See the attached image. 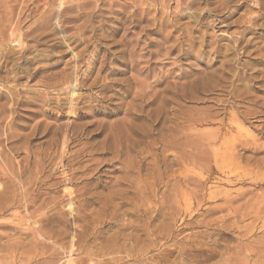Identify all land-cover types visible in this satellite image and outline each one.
<instances>
[{
  "label": "rangeland",
  "instance_id": "1",
  "mask_svg": "<svg viewBox=\"0 0 264 264\" xmlns=\"http://www.w3.org/2000/svg\"><path fill=\"white\" fill-rule=\"evenodd\" d=\"M103 1L109 0H0V58L27 47L31 64L16 66L15 73L44 70L34 79L9 83L0 71V207L9 198H19L18 205L7 206L0 215V246L21 243L19 253L0 249V264L45 261V249L32 241L35 226L28 212L34 209L38 217H61L64 212L68 237L61 242L63 249L54 245L57 264L69 259L67 243L83 229L102 258L96 255L88 264H264V0H195L190 8L178 5L186 0L147 2L152 3L151 13L145 18L154 24L147 34L145 22L138 28L129 23L145 7L137 3L139 8L123 10L119 24L108 22L119 27L118 33L101 29L95 33L97 40L90 32L77 35L68 17L109 10ZM111 1L124 6L131 2ZM55 18L64 20L61 34ZM45 20L50 24L44 39L35 45L29 37L18 47V36ZM70 35L88 42L74 38L73 52L68 51L60 38ZM75 75L77 88L72 90L67 82ZM9 90L48 113L31 117L30 105H13ZM40 123L48 124L49 132L28 137ZM12 134L20 137L10 139ZM220 157V164L225 159L221 167ZM24 196L37 198L32 209H27ZM223 199L232 203L223 205ZM68 208L84 221L71 222ZM10 225L21 226L23 234L13 235L5 229ZM34 232V238L49 243ZM82 257L74 252L70 260L78 264Z\"/></svg>",
  "mask_w": 264,
  "mask_h": 264
},
{
  "label": "bare ground",
  "instance_id": "2",
  "mask_svg": "<svg viewBox=\"0 0 264 264\" xmlns=\"http://www.w3.org/2000/svg\"><path fill=\"white\" fill-rule=\"evenodd\" d=\"M82 1V0H81ZM102 1V0H101ZM123 1H125V0H123ZM131 2L129 3H126L125 4V6H124V4L123 5H118V4H116V3H114L113 1H111V0H109L108 2H106V3H104V1H103V3H102V5H109L108 7H109V10H106V11H103V10H101V8H98L97 9V12H94L93 14H84V13H82L83 14V16L81 17V15H79V17H77V15L76 16H71V17H68V24H72V27L71 28H74L76 31V33H77V35L78 34H80V35H84V34H86V33H88V32H90V33H92V35H93V37H92V39L94 40V39H96L97 40V32L100 30L101 31V29H105V31H109L110 30V32H109V34L110 35H112V33L113 32H119V27H117V28H113V27H111V26H109L108 25V22H112V23H117V24H119V18L121 17H123L124 16V14H125V12L123 11L126 7H128L129 5L131 6V7H137V3H139V5L140 6H145L140 12L141 13H138V14H136V15H132V20H131V18H130V25H131V27L132 28H138V26L142 23V22H145L146 23V27H145V34H147V33H149V32H153V26H154V24H153V22L150 20V19H146L145 18V16L146 15H150V13H151V8H150V4H152V3H147V2H151V1H155V0H130ZM179 1V0H178ZM127 2V1H126ZM136 2V3H135ZM166 2H168V0L166 1ZM183 3H178V5L180 4V6L182 7V4H184V5H186V6H188L189 8H190V6H193V5H195V0H186V1H182ZM157 3H159L160 5H163V4H165V0H158V2ZM208 3V2H207ZM149 4V5H148ZM90 5V4H89ZM154 5V4H153ZM95 6V5H94ZM155 6V5H154ZM176 6H177V4H176ZM107 7V8H108ZM163 7V6H162ZM194 7V6H193ZM42 8V7H41ZM77 8H79L80 10H84L85 8H84V6H78ZM105 8V7H104ZM137 8H139V7H137ZM158 8V7H157ZM176 8H179L178 6L176 7ZM183 8V7H182ZM64 9V8H63ZM129 9V8H128ZM135 9V8H134ZM155 9V8H154ZM189 10V9H188ZM19 11V10H18ZM71 11V10H70ZM209 11V10H208ZM50 12V11H49ZM60 12V11H59ZM62 12V11H61ZM60 12V13H61ZM92 12V11H91ZM177 12V11H176ZM179 12V11H178ZM205 12V11H204ZM95 13H98L97 15H95V17H98V19L99 20H96V21H93V19L95 18L93 15L95 14ZM157 13V12H156ZM163 13V12H162ZM175 13V12H174ZM68 14V13H67ZM72 14V13H71ZM134 14V13H133ZM141 14H144L143 16L141 15ZM155 14V13H154ZM164 14V13H163ZM162 14V15H163ZM65 15V14H64ZM180 15V14H179ZM186 15V14H185ZM182 16V15H181ZM147 18H148V16H146ZM163 16H161V18H162ZM156 18V17H155ZM64 19V18H63ZM67 19V18H66ZM65 19V20H66ZM82 19V20H81ZM97 19V18H96ZM176 19V18H175ZM178 19V18H177ZM222 19V18H221ZM55 20H56V18H55ZM79 20H81V22L79 21ZM40 21V20H39ZM164 21V20H163ZM177 21V20H176ZM35 22V21H34ZM78 22H80V23H78ZM92 22H94L93 23V25L91 26V24H92ZM61 23V24H60ZM64 23V20L63 21H55V27H56V29H58V31H59V34H61L62 32H61V30L64 32V30L66 29L65 27H62V26H65V25H62ZM78 23V24H77ZM95 23H98V27H95ZM155 23H156V21H155ZM160 23V22H159ZM167 23V22H166ZM171 23V22H170ZM50 24V23H49ZM49 24H48V22L45 20L42 24L40 23V25H38V26H36V27H34V28H30L29 30H24V32L23 33H21L19 36H18V44H19V46L18 47H20V45L22 44V41L21 40H23V41H29L30 39H29V37L30 38H32L30 41H32V42H34L35 43V45L36 44H38V42L43 38L44 39V37H45V34H44V32L45 31H47L48 29H49ZM95 24V25H94ZM122 24V23H121ZM161 24H162V22H161ZM13 25V24H12ZM112 25V24H111ZM125 25V24H124ZM158 25V24H157ZM16 26H17V24H16ZM33 26V25H32ZM67 26V25H66ZM198 26H200V25H198ZM29 27V26H28ZM68 27V26H67ZM122 27V26H121ZM163 27V26H162ZM201 27V26H200ZM12 28V27H11ZM15 28V24H14V27H13V29ZM90 28V29H89ZM123 28V27H122ZM125 28V27H124ZM165 28H167V27H165ZM196 28V27H195ZM26 29H28V28H26ZM36 30L37 31H39V33L37 34V32H36ZM173 30V29H172ZM171 30V31H172ZM175 30H176V28H175ZM183 30V29H182ZM99 31V32H100ZM162 31H164V30H162ZM177 31V30H176ZM179 31H181L180 29H179ZM20 32V31H19ZM34 32H36V36H32V34H34ZM50 32V31H49ZM165 32H166V30H165ZM183 32V31H182ZM66 33V32H65ZM64 33V34H65ZM95 33H97V34H95ZM178 33V32H177ZM7 34V33H6ZM16 34V33H15ZM14 34V35H15ZM75 34V33H74ZM183 34H186V33H183ZM52 35V34H51ZM101 35H103V38L105 37L104 36V34H101ZM162 35H163V33H162ZM169 35V34H168ZM171 35V34H170ZM173 35V34H172ZM32 36V37H31ZM75 36V35H74ZM73 35H70V36H66L65 38L63 37V36H61V42H62V44L64 45V48H66L68 51L70 50V51H72L73 52V49L72 48H70V45H72L73 43H75V39H77L78 40V42L79 43H86V42H88V41H86V40H84V39H82L81 38V36H77L78 38H80V39H78V38H76V37H74ZM86 36V35H85ZM108 36V35H107ZM186 36V35H185ZM51 37V36H50ZM88 37V36H87ZM86 37V38H87ZM99 37H101V36H99ZM188 37V36H187ZM13 38H14V36H13ZM75 38V39H74ZM102 38V40H104ZM109 38H110V36H109ZM167 38V37H166ZM8 39V38H7ZM16 39V38H15ZM42 39V40H43ZM46 39V38H45ZM171 39V38H170ZM178 39V38H177ZM14 39H12V41H13ZM15 41V40H14ZM175 41H176V38H175ZM41 42V41H40ZM127 42H129V41H127ZM162 42V41H161ZM165 42H166V39H165ZM189 42V41H188ZM28 43V42H27ZM26 43V44H27ZM47 43V42H46ZM91 43V42H90ZM90 43H88V44H90ZM125 43V42H124ZM45 44V43H44ZM159 44V43H158ZM162 44V43H161ZM15 45V44H14ZM30 45V44H29ZM42 45V44H41ZM56 45V44H55ZM130 45V44H129ZM154 45V44H153ZM16 46V45H15ZM31 46V45H30ZM61 46V45H60ZM59 46V47H60ZM80 46V45H79ZM148 46L149 47H151L152 46V42L150 41L149 43H148ZM160 46V45H159ZM23 47V46H22ZM129 47V46H128ZM128 47H127V49H128ZM161 48H162V46H160ZM190 47V46H189ZM55 48V47H54ZM93 48V47H92ZM32 49V48H31ZM94 49V48H93ZM126 49V50H127ZM189 49V48H188ZM5 50V49H4ZM35 50V49H34ZM85 50V49H84ZM172 50V49H171ZM186 50V49H185ZM191 50V49H190ZM30 49H28L27 47H25V48H21V50L18 52V53H12L11 55L9 54H5L4 56H2V58H0V71L2 70L3 71V73H4V79H7V81L5 80V82H8V81H10V82H12V81H16V80H20V79H24V78H26V79H34V78H36V77H38V74H40L42 71H44L43 70V68H38L37 70H35V69H33L32 71V73H29V74H25V73H23V72H21V73H15V69H16V66L18 67L19 65H25L26 66V64H28V63H30L31 61H32V58L30 57V55L32 54H30ZM39 51V50H38ZM51 51V50H50ZM132 51V50H131ZM178 51V50H177ZM3 52V51H2ZM7 52V51H6ZM16 52V51H15ZM119 52H120V50H119ZM133 52V51H132ZM4 53V52H3ZM36 53V52H35ZM57 53V52H56ZM121 53H122V50H121ZM120 53V54H121ZM129 53V52H128ZM38 54V53H37ZM60 54V53H59ZM125 54V53H124ZM181 54H182V52H181ZM53 55V54H52ZM54 55H56V54H54ZM81 55V54H80ZM129 55H130V53H129ZM57 56V55H56ZM59 56V55H58ZM131 56V55H130ZM183 56V55H182ZM74 57V56H73ZM2 60V61H1ZM31 64V63H30ZM29 64V65H30ZM33 64V63H32ZM12 68H11V67ZM35 68H37V67H35ZM76 71H77V69H76ZM12 74L14 75L13 77H11L12 76ZM24 74V75H23ZM60 74V73H59ZM65 74V73H64ZM61 76V75H60ZM59 76V77H60ZM65 76V75H64ZM67 77H68V75H66ZM76 76L77 75H75V76H73L72 77V79H73V81L72 82H67L68 81V79H67V83H69V85H73L72 86V90H75L76 88H77V86L76 85H74V83H75V78H76ZM41 77V76H40ZM62 77V76H61ZM60 77V79H61V81H63L65 78H63V80H62V78ZM2 78V77H1ZM46 78V77H45ZM71 78V77H70ZM3 79V78H2ZM1 79V80H2ZM77 79V78H76ZM12 80V81H11ZM49 80V79H48ZM60 81H58V83H59ZM64 82V81H63ZM112 82V81H111ZM9 83V82H8ZM37 83H39V82H37ZM106 83V82H105ZM61 84V83H60ZM103 84H104V82H103ZM66 85H68V84H66ZM65 85V86H66ZM63 86V85H62ZM64 86V87H65ZM13 88V87H12ZM71 90V91H72ZM33 91V90H32ZM64 92V91H63ZM9 94L11 95V101H12V103H13V105H16V106H18V107H20V106H28V105H30V107H31V109L28 111V112H30L29 113V115L32 117V116H35V115H40V114H42V113H44L46 110L45 109H42V108H40V107H38V106H31V102H33V101H31V100H29V98H26V97H22L21 99H18V97H17V94L14 92V91H12V90H9ZM18 94H23V95H29V93H18ZM3 95H5V94H3ZM82 96V95H81ZM17 98V99H16ZM6 99V98H5ZM72 99V98H71ZM73 100V99H72ZM70 102V101H69ZM7 103H9V102H6V103H4V104H7ZM35 103V102H34ZM78 103V101L75 103V105ZM3 104V105H4ZM70 104V103H69ZM74 105V106H75ZM74 106H73V108H74ZM14 107V106H13ZM3 108H4V106H3ZM2 107H1V109H3ZM15 109V108H14ZM4 112V111H3ZM47 112V111H46ZM48 113V112H47ZM262 113V112H261ZM42 116V115H41ZM82 117H85V115H81ZM233 117V116H232ZM235 118V117H234ZM209 119H211V118H209ZM27 120H29V119H27ZM205 120V119H204ZM232 120V119H231ZM234 121V120H233ZM236 121V120H235ZM262 122V121H261ZM194 123H195V121H194ZM228 123V122H227ZM232 123V122H231ZM230 123V124H231ZM234 123V122H233ZM222 124V123H221ZM235 124H236V122H235ZM237 124H238V126H237ZM236 124V126L238 127V129H239V123H237ZM234 125V124H233ZM223 126H224V124H223ZM230 126V125H229ZM235 126V125H234ZM233 126V127H234ZM31 127V126H30ZM228 127V126H227ZM8 128V127H7ZM10 128V127H9ZM21 129H25V127H20ZM230 128V127H229ZM11 129V128H10ZM30 129V128H29ZM190 129V128H189ZM231 130V129H230ZM229 130V131H230ZM243 130V129H242ZM7 131V130H6ZM9 131V130H8ZM30 131V130H29ZM49 132V125L47 124H43V123H40V124H36L35 126H33L32 128H31V132L28 134V137H30V138H32V137H34V139L39 135V132ZM228 131V130H227ZM213 132V131H212ZM211 132V133H212ZM231 132V131H230ZM201 133V132H200ZM228 133V132H227ZM193 134V133H192ZM208 134V133H207ZM210 134V133H209ZM226 134V133H225ZM241 134H242V132H241ZM189 135V134H188ZM238 135H240L239 134V130H238ZM189 136H191V135H189ZM197 136H199V134L197 135ZM202 136H204L203 134H202ZM201 136V137H202ZM254 136V135H253ZM10 137V139H12V138H19L20 136L19 135H10L9 136ZM9 137H8V139H9ZM192 137V136H191ZM190 137V138H191ZM208 137V136H207ZM211 137H212V134H211ZM215 137V136H214ZM219 137V136H218ZM188 139H189V137H187ZM193 138H195V137H193ZM206 138V137H205ZM231 138V137H230ZM28 139V138H27ZM37 139V138H36ZM198 139H199V137H198ZM197 138H196V140H198ZM202 139H203V137H202ZM202 139H201V141H197V142H202ZM215 139H216V137H215ZM218 139H220V138H218ZM226 139H228V137L226 138ZM244 139V138H243ZM254 139V138H253ZM191 140H193L192 138H191ZM195 140V141H196ZM205 140V139H204ZM212 140V139H211ZM217 140V139H216ZM223 139H221V141H222ZM225 140V139H224ZM223 140V141H224ZM229 140V139H228ZM231 140H232V138H231ZM231 140H230V142H231ZM246 138H245V142H246ZM8 141V140H7ZM9 141H11V140H9ZM8 141V142H9ZM184 141H185V139H184ZM194 141V140H193ZM208 141V140H207ZM206 141V142H207ZM215 141V140H214ZM233 141V140H232ZM234 141H236V140H234ZM7 142V143H8ZM196 142V143H197ZM212 142V141H211ZM218 142H220V141H218ZM226 142H227V140H226ZM239 142V141H238ZM243 142V140L241 141V143ZM182 143H184V144H187V140H186V142H182ZM208 143V142H207ZM205 144V146H203L204 148L205 147H208V144ZM216 143V142H215ZM236 143V142H235ZM234 142L232 143V145L233 144H235ZM247 143V142H246ZM177 144V143H176ZM184 144H183V146H184ZM190 144V142H188V145ZM192 145L191 146H194V147H196V145L197 144H195V145H193V143H191ZM214 144V143H213ZM217 144H219V143H217ZM223 143H221L220 145H222ZM228 144V143H227ZM227 144L225 145V142H224V146H227ZM231 144V143H230ZM187 145V146H188ZM199 146H200V144H198ZM202 145V144H201ZM231 145V146H232ZM240 145V144H239ZM243 145H244V143H243ZM249 144L247 143V146H248ZM223 146V145H222ZM223 146V147H224ZM234 146V145H233ZM170 147V146H169ZM203 147H202V149H203ZM221 147V146H220ZM228 147V146H227ZM238 147V146H237ZM199 148V147H198ZM219 148V147H218ZM226 148V147H225ZM224 148V149H225ZM190 149H191V147H190ZM197 149V148H196ZM221 149V148H220ZM219 149V150H220ZM230 149V148H229ZM236 149V148H235ZM199 151H202V150H200V149H198ZM206 150H208V149H205V151ZM218 150V151H219ZM226 150V149H225ZM227 150H228V148H227ZM192 151H193V149H192ZM195 151V150H194ZM199 151H197V152H199ZM221 151V150H220ZM223 151V150H222ZM230 151V150H229ZM233 151H235V150H233ZM233 151H232V153H233ZM207 152V151H206ZM225 152H227V151H225ZM210 153V152H209ZM209 153H207V155L209 154ZM215 153H217V151L215 152ZM219 154H220V152H218ZM223 153V152H222ZM231 153V154H232ZM195 154V153H194ZM206 154V153H205ZM214 154V153H213ZM231 154H229V155H231ZM236 154V153H235ZM191 155H193V154H191ZM211 155H212V153H211ZM222 155V154H221ZM234 155V154H233ZM233 155H231V156H233ZM189 156V155H188ZM196 156H198V155H195V157ZM205 156L206 155H203L202 157H204L205 158ZM214 156H215V154H214ZM216 156H218V155H216ZM224 156V155H223ZM228 156V155H227ZM191 157H194V155L193 156H191ZM202 157H198V158H202ZM207 157V156H206ZM209 157V156H208ZM207 157V158H208ZM213 157V156H212ZM219 157V156H218ZM225 157V156H224ZM230 157V156H229ZM197 158V159H198ZM221 158V157H220ZM215 159V158H214ZM217 159V158H216ZM227 159V158H226ZM233 159H234V157H233ZM232 159V160H233ZM238 159V158H237ZM201 160H203V159H201ZM213 160V159H212ZM221 160H222V158L220 159V161H218V163L219 162H221ZM229 160H230V158H229ZM229 160H227V162L229 161ZM196 161V160H195ZM205 161V160H204ZM203 161V162H204ZM208 161H209V159H208ZM207 161V162H208ZM231 161V160H230ZM199 162H201V161H198V164H200ZM203 162H201V163H203ZM206 162V161H205ZM224 162H225V159H224ZM223 161H222V163H224ZM233 162V161H232ZM193 163H194V161H193ZM209 163V162H208ZM215 163V165H216V161L214 162ZM221 163V164H222ZM197 164V165H198ZM220 164V163H219ZM220 164V167L222 166ZM231 164V163H230ZM229 164V165H230ZM200 165H204V163L203 164H200ZM207 165V164H206ZM215 165L213 166V167H215ZM228 165V166H229ZM208 166V165H207ZM206 166V167H207ZM228 166H227V168H228ZM199 167H203V166H199ZM204 167H205V165H204ZM205 167V168H206ZM232 167V166H231ZM261 167V166H260ZM219 168V167H218ZM225 168V167H224ZM223 168V169H224ZM207 169V168H206ZM215 169H217V168H215ZM219 169H221V168H219ZM226 169V168H225ZM224 169V170H225ZM232 169V168H231ZM234 169V168H233ZM239 169H240V167H239ZM210 170V169H209ZM237 171V169H234V171ZM202 171V170H201ZM213 171V170H212ZM233 171V172H234ZM211 172V171H210ZM222 171H220L219 173H221ZM224 174V173H223ZM236 174V173H235ZM256 174V173H255ZM231 175V174H230ZM229 175V176H230ZM232 176V175H231ZM255 176V175H254ZM257 176V175H256ZM189 177V176H188ZM238 177V176H237ZM236 177V178H237ZM245 177V176H244ZM262 178H263V176H261ZM188 180L190 179V178H187ZM240 179V178H239ZM257 179V178H256ZM256 179H255V181H256ZM38 180V179H37ZM191 180H192V178H191ZM198 180V179H197ZM205 181H206V178L204 179ZM222 180V179H221ZM227 180V179H226ZM236 180V179H235ZM258 180V179H257ZM185 181V180H184ZM190 181V180H189ZM195 182H198V181H196V179L194 180ZM218 181V180H217ZM6 182H8V181H6ZM11 182V181H10ZM194 182V183H195ZM40 183V182H39ZM46 183V182H45ZM188 183V182H187ZM204 183H206V182H204ZM42 184V183H41ZM40 185V184H39ZM207 185V184H206ZM2 186H3V184H2ZM201 185H199L198 186V188L200 187ZM14 187V186H13ZM49 187V186H48ZM203 187V186H202ZM16 188V187H15ZM34 188V187H33ZM207 188V187H206ZM2 188H1V186H0V197L2 198V196H4V192L1 190ZM12 189V188H11ZM199 189H201V188H199ZM204 190H205V187L203 188ZM203 189H201V190H203ZM207 191V190H206ZM16 192V191H15ZM196 192V191H195ZM201 192V191H200ZM227 192V191H226ZM17 193V192H16ZM219 193V192H218ZM222 193V192H221ZM22 194V193H21ZM37 194V193H36ZM203 194V193H202ZM210 194V193H209ZM30 195V194H29ZM34 195V194H33ZM227 195V194H226ZM238 195H240V194H238ZM18 196V195H17ZM44 196H46V195H44ZM197 196V195H196ZM201 197H202V195H200ZM204 196V195H203ZM216 196V195H215ZM218 197H220L219 196V194L217 195ZM221 196H223L222 194H221ZM20 197V196H19ZM25 197V196H24ZM31 197H33V196H31ZM205 197V196H204ZM226 197V196H225ZM239 197V196H238ZM237 197V198H238ZM69 198V197H68ZM197 198H199V197H197ZM213 198V197H212ZM211 198V199H212ZM223 198V197H222ZM229 198V197H228ZM237 198H235V199H237ZM243 198V197H242ZM36 199L37 198H35V199H29V198H27V197H25V201H26V207H27V209H32L35 205V203L37 202L36 201ZM41 199V198H40ZM202 199H204V198H202ZM210 199V198H209ZM215 199V198H214ZM53 200V199H52ZM213 200V199H212ZM218 200V199H217ZM62 201V200H61ZM84 201V200H83ZM222 200H220V203L222 204L223 203V205L224 204H226V205H228L229 203H230V201H231V203H232V200H226V199H223V201L221 202ZM235 201V200H234ZM233 201V202H234ZM178 202V201H177ZM202 202V201H201ZM17 203H19V198L17 199L16 197H14V198H9V200L8 201H6V203H4L3 205H2V207H0V215L1 214H3L4 213V211L6 210V207L8 206V207H10V206H12V205H15V204H17ZM59 203V202H58ZM71 204V202L69 201V200H67L66 201V205L67 206H69ZM103 204V205H102ZM101 204V206H105V204L104 203H102ZM197 204H199V202L198 203H196V206H197ZM201 204V203H200ZM205 204V203H204ZM220 204V205H221ZM18 205V204H17ZM64 205V204H63ZM232 205V204H231ZM40 206H42V205H40ZM56 206V205H55ZM195 206V207H196ZM199 206V205H198ZM217 206V205H216ZM219 206V205H218ZM54 207V206H53ZM61 207H62V205H61ZM106 207V206H105ZM189 207V206H188ZM207 207V206H206ZM221 207V206H220ZM16 208V207H15ZM24 208V207H23ZM51 208V207H50ZM221 208H223V206L221 207ZM231 208V207H230ZM56 209V208H55ZM69 209V212H68V214H69V216L71 217V222H81L82 220H83V216H81L80 215V213L79 214H76V213H74V212H72L71 211V209L70 208H68ZM186 209H187V207H186ZM189 209V208H188ZM201 209V208H200ZM224 209H226V208H224ZM9 210V209H8ZM7 210V211H8ZM14 210H16V209H14ZM21 210V209H20ZM23 210V209H22ZM40 210V209H39ZM217 210V209H216ZM218 210H220V208H218ZM227 210V209H226ZM17 211V210H16ZM38 211V209L36 210V209H34L33 211H31V212H28V221H30L35 227V231H36V233L38 234V237L39 238H41L42 240H48V244H45V243H47V242H44L43 243V241H41V240H38V239H36V238H34V236L36 235V234H34L35 232H34V230H31V231H33V232H31V235H32V241L35 243V244H37V245H41L42 246V248H44L45 249V251L44 252H42L41 253V255L42 256H44V258H42V261L43 260H45V261H43L42 262V264H57V261H56V250L54 249V245H57V246H59V248H60V250L61 249H63L64 247H63V244L61 243L64 239H66L67 237H68V235H67V231H66V229H65V220L62 218V216L64 215V212L63 211H59L60 213H59V215L61 216V217H57V216H50V217H47V216H42V217H38V215H37V212ZM52 211V210H51ZM186 211V210H185ZM206 211V210H205ZM208 212V211H207ZM24 213V212H23ZM44 213V212H43ZM186 213V212H185ZM7 214V213H6ZM16 214V213H15ZM15 214H14V217H15ZM5 215V214H4ZM18 215H19V213H18ZM24 215V214H23ZM48 215V214H47ZM113 215V214H112ZM111 215V216H112ZM3 216V215H2ZM27 216V215H26ZM241 216V215H240ZM4 217V216H3ZM36 217H38L37 219H36ZM242 217H245V215L244 216H242ZM241 217V218H242ZM19 218V217H18ZM23 218V217H22ZM68 218V217H67ZM89 218V217H88ZM230 218V217H229ZM24 220H27V217H26V219H24ZM84 221V220H83ZM236 221V220H235ZM19 222V221H18ZM110 222V221H109ZM237 222V221H236ZM110 224V223H109ZM112 224V223H111ZM210 224V223H209ZM4 225V224H3ZM6 225H7V223H6ZM13 225V224H12ZM86 225V224H85ZM105 225V224H104ZM124 225V224H123ZM126 225V224H125ZM129 225V224H128ZM45 226H51L50 228H49V230H47V231H44V227ZM92 226V225H91ZM120 227V226H119ZM121 227H122V225H121ZM96 228V227H95ZM5 229H7L8 231H10L13 235H21V234H23L22 232H21V230H23L22 229V227L21 226H18V227H11V225H10V227H5ZM27 230L28 229H30V228H26ZM25 229V230H26ZM32 229V228H31ZM89 229V228H88ZM89 230H91V229H89ZM88 230V231H89ZM4 231V230H3ZM2 232V231H1ZM25 232V231H24ZM30 232V231H29ZM89 232H91V231H89ZM97 233V232H96ZM91 236H93V235H91ZM2 237V235H0V238ZM4 237V236H3ZM11 237V236H10ZM9 237V238H10ZM29 238V235L28 234H26V238ZM37 237V236H36ZM116 238V237H115ZM120 238H121V236H120ZM14 239V238H13ZM23 239V238H22ZM95 239V238H94ZM117 239V238H116ZM124 239V237L122 238V240ZM127 238H125V240H126ZM4 240V239H3ZM12 240V239H11ZM97 240V239H96ZM95 240V241H96ZM121 240V239H120ZM113 241V240H112ZM112 241H109V242H112ZM116 241V240H115ZM10 242H12V241H10ZM9 242V243H10ZM94 241H91V239H90V235L88 234V232H86V230H82V231H79V232H76V233H74L73 234V236L71 237V239L68 241V243H67V246H66V252L68 253V255H67V257L69 258L67 261H66V263L65 264H72L73 262H72V260H70V256L74 253V252H81V254H82V258H78L79 260H78V264H84V263H86V262H91L92 261V259H94L93 257L94 256H96L97 255V252H98V250H96L95 248V250H92V247H95V246H93L92 244H94L93 243ZM108 242V241H107ZM118 242H120V241H118ZM115 243V242H114ZM134 243V242H133ZM11 244V243H10ZM10 244H9V246H7L8 245V243H7V245L6 246H0V249H5V248H9L10 250H11V252H13V253H15V252H18L19 253V251H17V250H19V248H20V246H21V243L20 242H17V241H14V243L10 246ZM107 244V243H106ZM106 244H105V247H106ZM118 244V243H117ZM117 244H116V246H117ZM120 244H122V243H120ZM130 244V243H129ZM115 246V245H114ZM124 246V245H123ZM122 246V247H123ZM76 247V248H75ZM108 247V246H107ZM135 247V246H134ZM100 248V247H99ZM102 248V247H101ZM109 248V247H108ZM130 248V247H129ZM24 249H26L25 247H24ZM117 249V248H116ZM120 248H118V250H119ZM127 249V248H126ZM132 249V248H131ZM252 249V248H251ZM250 248L248 249V251L249 250H251ZM42 250V249H41ZM99 250H101L102 251V249H99ZM112 250V249H111ZM122 250V249H121ZM128 250V249H127ZM256 250V249H255ZM21 251V250H20ZM105 251V250H104ZM107 251V250H106ZM115 250L113 249L112 250V252H114ZM117 251V250H116ZM126 251V250H125ZM251 251H254V250H251ZM260 251H261V249H260ZM264 251V250H263ZM262 251V252H263ZM22 252V251H21ZM46 252H50L49 253V255H45L46 254ZM60 252H62V251H60ZM109 252V251H108ZM250 252V251H249ZM17 253V254H18ZM59 253V252H58ZM65 253V252H64ZM66 253V254H67ZM109 253H111V252H109ZM116 253V252H115ZM253 253V252H252ZM4 254V253H3ZM16 254V255H17ZM37 254H38V252H37ZM62 254V253H61ZM264 254V253H263ZM262 254V255H263ZM22 255V254H21ZM59 255H60V253H59ZM128 255V258H129V254H127ZM126 255V256H127ZM251 255V254H250ZM256 255V254H255ZM24 257H25V255H23ZM46 256V257H45ZM99 256V257H98ZM105 256V255H104ZM23 257V258H24ZM35 257V256H34ZM97 257L98 258H100V260L102 259L101 257H100V254L99 255H97ZM111 257H112V255H111ZM114 257V256H113ZM130 257H131V254H130ZM250 257V256H249ZM16 258L18 259V260H20L21 259V256L19 255V256H16ZM15 258V259H16ZM39 258V257H38ZM61 258V257H60ZM132 258V257H131ZM14 259V260H15ZM37 259V258H36ZM104 259H105V257H104ZM109 259V258H108ZM107 259V260H108ZM135 259V258H134ZM9 260V259H8ZM11 260V259H10ZM9 260V261H10ZM39 260V259H38ZM47 260H48V262H47ZM61 260V259H60ZM106 260V261H107ZM111 260H112V258H111ZM111 260H108V261H111ZM124 260H125V258H124ZM133 260V259H132ZM136 260V259H135ZM33 261V260H32ZM98 262H99V260H97ZM17 262V261H16ZM15 262V263H16ZM34 262H35V260H34ZM37 262V261H36ZM39 262H40V260H39ZM38 262V263H39ZM122 262V261H121ZM18 263H20L19 261H18ZM30 263V262H29ZM60 263V262H59ZM62 263V262H61ZM110 263V262H109ZM22 264V263H21ZM37 264V263H36ZM86 264H88V263H86ZM97 264V263H96ZM113 264V263H112ZM122 264V263H121Z\"/></svg>",
  "mask_w": 264,
  "mask_h": 264
}]
</instances>
